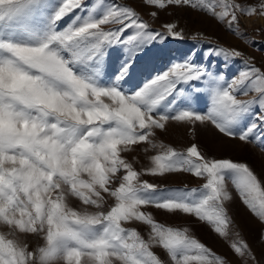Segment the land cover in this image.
<instances>
[{
    "label": "snow or ice",
    "instance_id": "obj_1",
    "mask_svg": "<svg viewBox=\"0 0 264 264\" xmlns=\"http://www.w3.org/2000/svg\"><path fill=\"white\" fill-rule=\"evenodd\" d=\"M137 2L152 20L195 10L248 44L241 18H264V0ZM184 38L177 20L154 28L120 0H0V264H229L190 227L147 210L239 237L229 183L264 239V172L196 141L210 127L225 148L232 140L264 147V64L199 31L192 48L168 47ZM218 57L243 69L229 76L215 67ZM169 122L187 127L192 142H158ZM141 145L154 154L137 170L126 154ZM145 174L203 182L170 188ZM229 247L255 264L243 238Z\"/></svg>",
    "mask_w": 264,
    "mask_h": 264
},
{
    "label": "rangeland",
    "instance_id": "obj_2",
    "mask_svg": "<svg viewBox=\"0 0 264 264\" xmlns=\"http://www.w3.org/2000/svg\"><path fill=\"white\" fill-rule=\"evenodd\" d=\"M121 3H134L137 6V10L149 20L154 28H159L160 24L169 20H177L180 27L185 29V38L183 40H169L168 47L173 50L186 51L193 47L196 43L191 39L194 32L199 31L204 34V37L211 40L212 43H219L226 47H234L242 50L247 56L254 57L255 63L260 66L264 64V18L251 17L241 18V30L247 33L249 37L254 39V44H248L245 39L240 35L228 31L221 24H218L214 19H211L204 14L195 10L187 8H172L168 11L171 15L161 12L159 18L152 20L148 15V8H145L137 2V0H120ZM252 3H256L257 0H251ZM261 29V31H257ZM207 44H203L202 48H206ZM223 57L213 58L215 67L219 70L225 71L229 76L235 74L238 70L243 69V64L237 60L235 62H229L227 65L223 62ZM249 96H240L238 98L248 99ZM204 101H201L203 105ZM158 142L166 145H171L176 148H183L192 142V137L188 132L187 127L176 122H169L166 126V130H156ZM219 134L212 128L201 127L199 129L196 141L202 145L209 153H215L220 155L221 152L227 151L232 157L240 160L247 161L251 167L257 172H264V147H262L256 141L248 144H244L237 140L228 141L227 147L223 146L224 142L218 139ZM141 145L135 148L134 151L126 154L130 160L138 161L135 164L137 170L142 166L147 167L150 164L148 156L153 153L145 154ZM143 180H147L152 183L160 184L164 187L179 188L187 186L188 188L198 187L202 184L201 178H196L189 174L181 175H168L165 177H156L145 174L142 177ZM229 191L233 197V200L229 202L228 207L230 209V215L234 220L233 231H239L240 236H232L229 238H221L218 234L214 233L211 228L202 222H197L194 218L177 214L175 216L168 215L164 211L156 210L154 207H150L147 210L152 212L155 218L159 222H164L170 226H188L194 232V234L206 244L213 252L220 254L227 258L229 264H253L252 260L247 257H239L234 254L229 245L233 240L243 238L249 244L252 253L255 256V264H264V239H261V226L258 218H256L240 201L234 185L229 183ZM143 227V226H141ZM4 229L0 227V231ZM30 239V237H29ZM30 246H35V241L31 242ZM159 251V249H157Z\"/></svg>",
    "mask_w": 264,
    "mask_h": 264
}]
</instances>
